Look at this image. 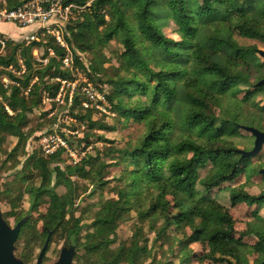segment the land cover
<instances>
[{
	"label": "trees",
	"instance_id": "trees-1",
	"mask_svg": "<svg viewBox=\"0 0 264 264\" xmlns=\"http://www.w3.org/2000/svg\"><path fill=\"white\" fill-rule=\"evenodd\" d=\"M88 2L63 0L65 5L85 7L66 27L65 41L77 67L97 79L100 90L103 86L111 90L106 97L120 122L140 127L142 133L105 153L110 164L85 153L87 146L80 150L81 162L67 165L63 172L62 150L54 155L34 153L21 164L28 141L41 128L30 127V115L42 109L43 93L54 99L61 86L57 79L75 78L63 66L66 48L45 29L29 43L0 34L5 40L4 47L0 43V149L8 137L18 140L3 168L15 169L21 183L32 175L39 182L27 189L32 213L47 206L40 216V231L32 218L22 226L16 241L19 258L32 264L36 250L52 232L49 245L56 236L73 244L78 252H85L84 264H144L150 255L143 254L137 235L130 246H106L103 255L88 261L98 244L116 235L125 212L134 206L140 219L149 222L150 232L160 224L154 242L165 239L160 245L167 242L171 252L178 249L183 263L194 259L250 264L242 253L248 248L249 256L256 255V264H261L264 232L250 226L238 232L230 209L242 200L252 207L262 199L246 190L234 191L226 207L215 194L248 169L259 175L261 165H252L262 152L242 158L237 150L254 146L253 136L243 134L241 126L264 130V104L257 101L264 98V86L256 85L264 78L257 51L264 47V0H93L87 6ZM171 25L179 39L164 33ZM113 40L123 47L119 60L125 71L107 77L103 51ZM40 48L41 61L34 56ZM82 54L92 55L87 65ZM79 93L70 107L73 115L81 103ZM76 116L91 131L116 130L93 119L90 110ZM89 137L87 133L82 141ZM109 167L118 178L106 177ZM75 177H93L94 191L118 182L117 198L98 206L90 224L93 231L84 236L74 227L75 202L80 197ZM60 187L65 189L62 195L57 192ZM2 193L0 189V202ZM252 235L256 242L246 243L244 239ZM21 241L24 246L17 252ZM194 244H201L205 252L191 251Z\"/></svg>",
	"mask_w": 264,
	"mask_h": 264
},
{
	"label": "rangeland",
	"instance_id": "rangeland-1",
	"mask_svg": "<svg viewBox=\"0 0 264 264\" xmlns=\"http://www.w3.org/2000/svg\"><path fill=\"white\" fill-rule=\"evenodd\" d=\"M84 9L85 7L74 10L73 17L68 22L60 25V34L67 50L65 57L69 58V67L64 64L63 66L65 68H69L72 71L73 77L75 78L74 81H78L79 92L80 88L83 85H85L86 83H91L96 90H98L105 96L107 112H102L96 108H85L83 106V103L86 100L84 96L79 93V95H81V103L78 110H76L73 115V112L70 109L71 106H66L68 90L66 91L67 95L63 101H57V97L54 99L50 98L45 95L44 92L42 109L30 115V127L32 129H37L41 125V128L38 132L34 133V135L28 141L23 152L24 157L21 158V164H23L30 155L38 152L42 153L40 143L41 138L44 135L54 133L55 131L59 135L65 137L69 141L70 146L74 150H76L82 156V158L84 156V152H87L89 155L101 156L103 158L101 162L108 164L111 163L109 161L110 157H105V153L109 152L110 149L116 146H123L125 142L129 141L133 137H137L140 133H142V128L131 125V123H127L126 125H124L120 122L119 117L116 116V114L111 110L110 102L106 97V94L111 93V90L106 86H103L104 89L100 90L97 87V85L101 86L100 83H97L98 80L95 79V81H93L92 79H90V77L86 76V74L76 65V61L72 55V52L70 51L68 44L65 41L66 27L76 21ZM38 27L40 30L42 28L41 24H38L37 28ZM31 28L33 27L28 26L27 29L23 28L21 30L17 29L11 23H0V34L2 33L12 39L23 41L24 39L21 38L26 36V33ZM164 33L170 38L179 39L178 35L175 33V28L172 25L165 28ZM258 49L264 50V47L260 46L258 47ZM122 52L123 47L116 40L111 41L104 49L103 53L107 58L106 63H104V66L106 68V72L104 74L105 76L111 77L117 73L119 74V69L121 70L120 74L123 75V70L125 68L123 67V63L119 60V55ZM43 54L44 53L41 48L34 50V56H36V58L40 61ZM81 57L84 64L87 65V62L92 58V55L82 54ZM44 62L46 63L47 60H44ZM261 64H264V58L262 57ZM129 74L133 75V72L130 71ZM102 78L104 81H106L105 77ZM2 81L3 83H8V80L5 78H2ZM69 81L73 82L72 80ZM257 101L260 104H264L263 97H260ZM82 110H90L91 117L93 119L99 121L102 125L105 124L115 127L116 130L113 132L89 130L87 122L80 120L76 116L77 114H80ZM87 133L92 137H89L87 141H82L83 136ZM243 134L251 136V134L247 132H244ZM35 138L37 139L35 140ZM252 140L254 143L253 137ZM17 143L18 140L16 138L8 137L0 149V189L3 192L2 201L0 202V208L4 218L10 226L14 227L17 224V219H19L20 221L28 217L36 220L35 222H37V229L40 231L42 228V223L39 221L40 216L44 214L47 206L43 205L36 212L32 213L30 206L31 196L27 193V189L30 184L38 185L39 182H36L34 175H32L29 177L28 181H26L25 183H21L20 177L16 178L15 169H11L10 167L3 168L4 161L8 157L7 154L14 150ZM84 146H87L86 150L84 152H81L80 150L84 148ZM63 155V157H65L66 159L64 160L65 163L60 164L62 172L67 165H73L71 160L65 154ZM254 162L255 163L252 165L253 167L258 166V164L261 165L260 167H257L258 170L264 168V147L261 156L257 157L256 159L254 158ZM20 168H22V166H20L18 169ZM105 172L106 177L109 180H111L113 177H119L118 173H116L112 167L106 168ZM253 174L254 173L248 169L245 174L241 175L232 184L227 185L226 183L224 185V189L215 194L217 200L222 205L229 207L231 196L234 191L246 190L253 196L263 195L264 176L262 177L260 174H256L253 176ZM251 178L254 183L253 186L252 184H250L252 183ZM73 180H75V182L78 184L80 190V197L75 202L76 220L74 222V227L77 229L80 228L81 235L84 236L85 234H87V232L93 231V228L92 226H90V224H92V219L95 216V212L98 210V206L107 200L117 198L116 190L118 188V182L110 181L109 185L105 189L94 191L92 186L93 177L86 179H79L75 177L73 178ZM57 192L58 194L62 195L65 193V189L63 187H60L57 189ZM230 212L237 222L235 227L238 232L246 230L248 226L258 231L264 232V199L261 200L260 204H256L252 207H250L246 202L242 200L237 206L231 208ZM149 227L150 225L148 221H143V219H140L137 208L134 206L130 207V209L125 212V217L120 223L116 235L111 237V239L107 243L105 242L102 244H98L95 247L94 252L91 253L92 259H88V261L93 262L95 260L94 257L103 255L106 246H111V249H116L123 244L130 246L131 242L134 239V235H137V241L139 242L140 247H144L145 249V252L143 254L150 255V257L146 259V262L144 264H212L208 261L200 263L199 261L194 259H192L189 263H183L182 259L178 257V249L175 250V252H171V250L168 249L169 243L166 244V242L164 245H160L165 241V239L164 241L161 240L160 242H154L156 232L159 231L158 228L160 227V224H158V226L156 227L157 230L155 232H150ZM256 240L257 238L255 235L246 237L244 239V241L248 244H254ZM68 245L70 244L65 240L60 239L58 236L54 237L51 248L48 252V257L43 264H54L55 262H57L60 256L61 249ZM23 246L24 242H19L17 246V252H20ZM190 248L191 251L196 252L200 255L205 252V249L202 248L201 244H194ZM41 249L42 248L40 247L36 250L37 255L40 253ZM248 251V248H244L242 252L243 256L245 257V259L247 258L250 261V264H256V255L249 256ZM77 254L78 255L74 261V264H84L86 257L85 252H78L77 250ZM37 255L35 256L34 262L32 264H36ZM16 256L19 258L18 253H16Z\"/></svg>",
	"mask_w": 264,
	"mask_h": 264
},
{
	"label": "built area",
	"instance_id": "built-area-1",
	"mask_svg": "<svg viewBox=\"0 0 264 264\" xmlns=\"http://www.w3.org/2000/svg\"><path fill=\"white\" fill-rule=\"evenodd\" d=\"M92 1L93 0L88 2L87 6H89ZM76 9L80 8L75 5H65L63 0H0V21L11 22L21 28H27L33 25L38 26V24H41V29H45L47 33L53 34L57 42L65 47L59 28L60 25L68 22L73 17V11ZM40 30L38 27L36 32L26 35L24 40L28 43L35 40ZM0 43L2 47L5 46V40L2 37L0 38ZM51 54H53V52H51ZM62 62L69 67L68 57H65ZM57 80L61 82L57 101H63L67 95L66 91L68 90L66 106H72L75 93L79 91L78 81ZM80 93L86 100L83 103L85 108H96L102 112H107L105 96L96 90L93 84L86 83L83 85L80 88ZM40 143L42 152L45 155H54L62 150L73 165L79 164L82 160V156L70 146L69 141L56 131L44 135Z\"/></svg>",
	"mask_w": 264,
	"mask_h": 264
},
{
	"label": "water",
	"instance_id": "water-1",
	"mask_svg": "<svg viewBox=\"0 0 264 264\" xmlns=\"http://www.w3.org/2000/svg\"><path fill=\"white\" fill-rule=\"evenodd\" d=\"M258 54L264 58V50L258 49ZM258 87L264 86V78L256 84ZM241 129L250 133L254 137V146L251 150H237L242 158L255 157L262 152L264 147V130L252 126H241ZM259 174L264 176V168L259 170ZM264 199V194L260 196ZM28 217L20 220L12 227L6 221L0 208V264H25L16 256V241L20 234L22 226L27 222ZM52 232H49L44 246L42 247L36 264H42L44 255L48 249ZM76 254V247L72 244L61 249L60 256L54 264H73V259ZM264 264V261L261 263Z\"/></svg>",
	"mask_w": 264,
	"mask_h": 264
},
{
	"label": "crops",
	"instance_id": "crops-1",
	"mask_svg": "<svg viewBox=\"0 0 264 264\" xmlns=\"http://www.w3.org/2000/svg\"><path fill=\"white\" fill-rule=\"evenodd\" d=\"M0 23H6V22H1V21H0ZM8 23H11V22H8ZM11 24H12L13 26H15L17 29H21V30L23 29V28L17 26L16 24H14V23H11ZM30 27H31V26H30ZM32 27H33V28L29 29L28 32L26 33L27 35H29V34H31V33H34V32H36V31L38 30L37 26L33 25ZM24 29H27V28H24ZM1 35H3L4 37H8V36H6V35H4V34H2V33H1ZM24 37H25V36H24ZM24 37L21 38V39H24Z\"/></svg>",
	"mask_w": 264,
	"mask_h": 264
},
{
	"label": "flooded vegetation",
	"instance_id": "flooded-vegetation-1",
	"mask_svg": "<svg viewBox=\"0 0 264 264\" xmlns=\"http://www.w3.org/2000/svg\"><path fill=\"white\" fill-rule=\"evenodd\" d=\"M261 176H262V175H261ZM262 177H263V176H262ZM50 248H51V245L48 246V249H47V251H46V253H45V255H44V258H43L42 264H43V263L45 262V260L47 259V257H48V252H49ZM76 255H77V250H76V254H75L74 259H73V264H74V261H75V259H76Z\"/></svg>",
	"mask_w": 264,
	"mask_h": 264
}]
</instances>
